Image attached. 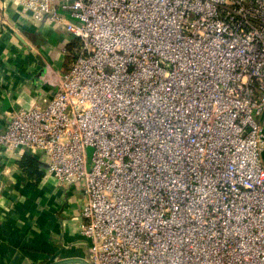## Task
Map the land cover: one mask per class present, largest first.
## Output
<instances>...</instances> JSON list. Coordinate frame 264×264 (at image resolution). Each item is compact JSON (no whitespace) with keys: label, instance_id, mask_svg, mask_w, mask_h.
<instances>
[{"label":"built area","instance_id":"built-area-1","mask_svg":"<svg viewBox=\"0 0 264 264\" xmlns=\"http://www.w3.org/2000/svg\"><path fill=\"white\" fill-rule=\"evenodd\" d=\"M74 45L0 150L81 186L90 264H264V0H21ZM92 149L90 160L86 149Z\"/></svg>","mask_w":264,"mask_h":264},{"label":"crops","instance_id":"crops-1","mask_svg":"<svg viewBox=\"0 0 264 264\" xmlns=\"http://www.w3.org/2000/svg\"><path fill=\"white\" fill-rule=\"evenodd\" d=\"M20 1L0 0V131L14 111L46 105L53 91L49 80L67 70L73 57L71 37L22 16ZM258 121L264 131V114ZM24 154L0 150V264L87 257L88 243L79 232L82 187L58 186L39 153L32 156L39 163L36 173L24 171ZM261 159L264 166V150Z\"/></svg>","mask_w":264,"mask_h":264},{"label":"trees","instance_id":"trees-1","mask_svg":"<svg viewBox=\"0 0 264 264\" xmlns=\"http://www.w3.org/2000/svg\"><path fill=\"white\" fill-rule=\"evenodd\" d=\"M76 45L71 44V46L68 47L69 53H71V55H75L74 53V47ZM19 165L21 166V168L28 172V173H36L38 167H39V163L36 159H34L32 156H30L29 154H24V156L21 158Z\"/></svg>","mask_w":264,"mask_h":264},{"label":"water","instance_id":"water-1","mask_svg":"<svg viewBox=\"0 0 264 264\" xmlns=\"http://www.w3.org/2000/svg\"><path fill=\"white\" fill-rule=\"evenodd\" d=\"M50 264H90L87 259L81 257H69L64 259H59Z\"/></svg>","mask_w":264,"mask_h":264},{"label":"rangeland","instance_id":"rangeland-1","mask_svg":"<svg viewBox=\"0 0 264 264\" xmlns=\"http://www.w3.org/2000/svg\"><path fill=\"white\" fill-rule=\"evenodd\" d=\"M91 153H92V149L90 147H88L86 149V157H87L88 160H90ZM81 258L87 259L86 257H81Z\"/></svg>","mask_w":264,"mask_h":264}]
</instances>
